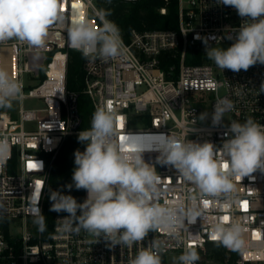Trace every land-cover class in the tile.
I'll use <instances>...</instances> for the list:
<instances>
[{"label":"built area","instance_id":"obj_1","mask_svg":"<svg viewBox=\"0 0 264 264\" xmlns=\"http://www.w3.org/2000/svg\"><path fill=\"white\" fill-rule=\"evenodd\" d=\"M57 3L58 16L43 46L15 38L0 42V68L23 83L17 113L12 106L0 111V141L8 147L0 158V264H130L138 250L153 240L162 244L161 264H180L178 258L187 248L198 252L196 264H264V173L257 170L234 180L235 189L227 195L201 196L172 166L156 159L160 134L219 147L232 121L243 123L251 117L264 125V92L260 90L264 65L238 73L223 71L206 56L205 38L211 47L231 46L234 41L228 37L242 23L233 7L218 0H178L177 28H132L127 34L120 30V55L83 61V93L95 111L103 107L115 113L121 150L142 152L161 177L156 202L177 209L195 206L200 212L196 222L185 220L175 235L158 228L132 247L111 246L103 237L82 228L76 231L75 219L68 221L71 229L66 230L67 213L57 215L44 231L34 224L32 193L41 191L43 213L54 158L68 135L82 131L77 92L67 86L73 50L68 31L77 20L97 29L102 26L97 0ZM189 48L200 53L201 62H186ZM220 101L233 107L220 125H213L214 106ZM202 113H207L203 120ZM86 197L83 190L81 202ZM232 223L244 229L242 249L232 250L211 239L216 224Z\"/></svg>","mask_w":264,"mask_h":264},{"label":"clouds","instance_id":"obj_2","mask_svg":"<svg viewBox=\"0 0 264 264\" xmlns=\"http://www.w3.org/2000/svg\"><path fill=\"white\" fill-rule=\"evenodd\" d=\"M218 4L231 6L242 23L228 48L208 46L204 39L206 56L223 71H247L250 67L264 65V0H218ZM101 11L102 26L94 28L86 20H77L68 31L69 46L85 57L114 58L121 54L120 29L106 19ZM58 16L57 0H0V42L17 39L31 46L45 43L48 28ZM197 39L200 37L197 36ZM216 39V38H214ZM23 83L11 78L7 70L0 68V108H10L12 101L22 96ZM260 90L264 92V83ZM230 102L220 101L214 106L213 125H220ZM207 113L199 117L205 119ZM117 117L111 108H98L93 113L91 127L78 134V142L85 150L74 152L75 167L69 191L85 190L87 197L78 203L72 195L50 190L51 211L68 215L65 229H71L68 221L75 219L79 227L98 238L103 237L111 246L132 247L144 241L149 232L163 228L175 235L185 220L195 223L200 212L195 206H161L156 202L161 177L155 167L145 162L140 151L121 150L116 138ZM226 139L217 147L211 142L181 140L160 134L157 162L172 166L188 183L199 190L201 196H217L234 191V180L251 176L259 170L264 173V125L249 117L243 123L230 122ZM8 151L5 141H0V158ZM41 191L31 196L33 222L40 231L46 229L45 215L39 207ZM243 227L239 223L216 224L211 239L232 250L242 249ZM162 244L153 240L138 250L130 264H161ZM180 264H196L198 252L187 248L179 256Z\"/></svg>","mask_w":264,"mask_h":264},{"label":"trees","instance_id":"obj_3","mask_svg":"<svg viewBox=\"0 0 264 264\" xmlns=\"http://www.w3.org/2000/svg\"><path fill=\"white\" fill-rule=\"evenodd\" d=\"M101 11L108 13L107 18L111 19L119 29L127 34L132 28L138 29H175L179 21L178 0H97ZM166 7V12L161 9ZM85 57L81 52L70 50L67 86L70 90L77 92V105L81 117L80 129L86 130L91 127V120L95 109L88 95L83 93V61ZM187 63L201 62L200 53H196L193 48L188 49L186 57ZM5 108H0V111ZM78 134L68 135L50 168L48 178V190L43 203V214L45 215L46 229H49L54 219L59 214L65 212L51 211V201L49 199L50 190L61 191L66 195H72L78 203L83 199V190L73 188L69 191L67 185L72 183V173L75 167L74 152L78 149L81 152L85 150L86 145L78 142ZM212 245L210 244L209 247ZM221 258V255H214Z\"/></svg>","mask_w":264,"mask_h":264},{"label":"rangeland","instance_id":"obj_4","mask_svg":"<svg viewBox=\"0 0 264 264\" xmlns=\"http://www.w3.org/2000/svg\"><path fill=\"white\" fill-rule=\"evenodd\" d=\"M229 46H230L229 43H222V44L216 45V47H222V48H225V49L228 48ZM25 103L33 104L34 102L26 100ZM19 106H20V100L19 99H16V100L12 101V111L14 113H17V111L19 109Z\"/></svg>","mask_w":264,"mask_h":264},{"label":"snow or ice","instance_id":"obj_5","mask_svg":"<svg viewBox=\"0 0 264 264\" xmlns=\"http://www.w3.org/2000/svg\"><path fill=\"white\" fill-rule=\"evenodd\" d=\"M124 138L123 137H121V140H123ZM31 167H35V165L33 164V165H30Z\"/></svg>","mask_w":264,"mask_h":264},{"label":"bare ground","instance_id":"obj_6","mask_svg":"<svg viewBox=\"0 0 264 264\" xmlns=\"http://www.w3.org/2000/svg\"><path fill=\"white\" fill-rule=\"evenodd\" d=\"M163 9V8H162Z\"/></svg>","mask_w":264,"mask_h":264}]
</instances>
